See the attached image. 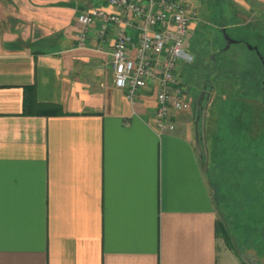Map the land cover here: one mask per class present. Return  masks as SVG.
I'll use <instances>...</instances> for the list:
<instances>
[{"label": "crops", "instance_id": "1", "mask_svg": "<svg viewBox=\"0 0 264 264\" xmlns=\"http://www.w3.org/2000/svg\"><path fill=\"white\" fill-rule=\"evenodd\" d=\"M225 1L264 28V0ZM182 3L195 13L192 37L201 3ZM91 7L116 12L106 0H0V264H259L219 235L205 177L207 138L240 88L222 87L229 99L201 119L179 64L190 106L158 131L154 87L130 105L113 86L117 28L100 38L94 22L80 45L77 16ZM123 30L135 44L138 31Z\"/></svg>", "mask_w": 264, "mask_h": 264}, {"label": "rangeland", "instance_id": "2", "mask_svg": "<svg viewBox=\"0 0 264 264\" xmlns=\"http://www.w3.org/2000/svg\"><path fill=\"white\" fill-rule=\"evenodd\" d=\"M200 3V24L185 42L192 60L183 65L178 80L193 100L214 87V95L201 102V119L213 115L212 102L229 99L222 87L236 83L240 88L232 102L219 108L222 129L207 138L205 177L239 259L248 263L241 254H254L264 264V28L258 15L237 18L225 0ZM226 38L234 43L226 47ZM241 97L249 100L239 103Z\"/></svg>", "mask_w": 264, "mask_h": 264}, {"label": "built area", "instance_id": "3", "mask_svg": "<svg viewBox=\"0 0 264 264\" xmlns=\"http://www.w3.org/2000/svg\"><path fill=\"white\" fill-rule=\"evenodd\" d=\"M106 4L116 12L91 7L78 14L80 45L94 22L99 23L100 38L109 26H115L117 33L110 51L113 86L123 91L130 105L142 89L154 87L155 126L158 131L172 130L166 119L190 106L174 75L179 64L192 60L185 42L195 13L176 0H106ZM124 26L138 31L135 44L125 34Z\"/></svg>", "mask_w": 264, "mask_h": 264}, {"label": "water", "instance_id": "4", "mask_svg": "<svg viewBox=\"0 0 264 264\" xmlns=\"http://www.w3.org/2000/svg\"><path fill=\"white\" fill-rule=\"evenodd\" d=\"M226 40H227V42H226V47L229 45V44H232V43H234V41H232V40H229V39H227L226 38ZM253 50H255V48H253ZM206 95H205V93L204 92H201L200 94H199V96L196 98V100H195V102H194V110L196 111V112H199L200 111V106H201V102L203 101V99H204V97H205ZM197 120H198V116H195V119H194V134H195V148H196V152H197V154L199 155L200 153V151H199V146H198V139H197V135H196V124H197Z\"/></svg>", "mask_w": 264, "mask_h": 264}, {"label": "trees", "instance_id": "5", "mask_svg": "<svg viewBox=\"0 0 264 264\" xmlns=\"http://www.w3.org/2000/svg\"><path fill=\"white\" fill-rule=\"evenodd\" d=\"M218 233L223 239L224 243L228 246L231 247V244L233 245V241L231 242V237L226 233V231L223 229V227H218ZM231 239V240H230ZM234 246V245H233Z\"/></svg>", "mask_w": 264, "mask_h": 264}, {"label": "flooded vegetation", "instance_id": "6", "mask_svg": "<svg viewBox=\"0 0 264 264\" xmlns=\"http://www.w3.org/2000/svg\"><path fill=\"white\" fill-rule=\"evenodd\" d=\"M246 257H248V256H246ZM248 259H249L250 261H253V258H251V257H248Z\"/></svg>", "mask_w": 264, "mask_h": 264}]
</instances>
